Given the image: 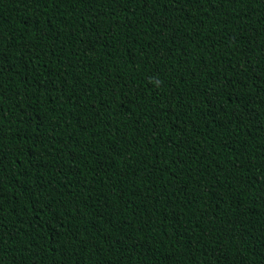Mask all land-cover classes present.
<instances>
[{
    "label": "trees",
    "instance_id": "1",
    "mask_svg": "<svg viewBox=\"0 0 264 264\" xmlns=\"http://www.w3.org/2000/svg\"><path fill=\"white\" fill-rule=\"evenodd\" d=\"M0 264H264V0H0Z\"/></svg>",
    "mask_w": 264,
    "mask_h": 264
}]
</instances>
